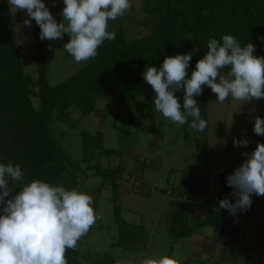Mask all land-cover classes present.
Instances as JSON below:
<instances>
[{
  "label": "rangeland",
  "instance_id": "obj_1",
  "mask_svg": "<svg viewBox=\"0 0 264 264\" xmlns=\"http://www.w3.org/2000/svg\"><path fill=\"white\" fill-rule=\"evenodd\" d=\"M154 1L131 0V9L126 15L109 21L108 30L123 33L128 41L148 35L166 13L157 8ZM259 1L264 9V0ZM58 3L59 22H62L63 0H58ZM28 19L26 11H16L8 0H0V163L19 165L24 172L22 181H9L12 195L20 190L22 184L34 179L67 189L76 188L91 195L98 218L78 241L77 263L128 264L132 260L133 264H139L147 256L145 251L151 250L152 246L159 247L164 243L168 247L166 237L172 213L170 200L176 197V193H170L173 187L176 191L185 188L191 171L215 172L220 166V157L225 153L229 165H233L234 158L245 147L234 144V139L249 142L247 152L243 151L249 155L254 151V141H264L262 136L257 137L254 133L255 118L264 116V99L259 100V105L255 100L241 102L231 98L226 99L225 104H218L211 89L202 86V94L194 96V99L202 112L201 106L210 92L207 134L205 130L197 132L191 129V118L189 123L181 126L156 112L155 94L142 74L138 76L137 87L129 100L119 104L121 86L116 84L87 117H82L81 110L74 107L62 110V99L55 106H47L37 97L40 89L34 59L36 39L32 21L30 27L24 24ZM69 39L64 34L62 39L50 41L48 76L52 87L71 78L85 66V62H75L64 50L63 45ZM185 48V54L192 53L188 69L190 78L196 62L203 55L196 49L192 37L186 41ZM222 71L226 72L228 68ZM174 95L183 105L184 91L178 90ZM14 101L19 105H31L38 113L36 121L44 128L43 139L28 133ZM205 113H201L202 119ZM115 127L128 131L127 141H122ZM84 133H101L103 147L120 155L85 152L82 145ZM31 152L33 154L29 157ZM115 168L123 170L122 178L116 182L122 217L135 228L134 231L140 232L143 228L146 250L138 244L131 249L115 246L119 231L114 220V186L111 179L105 181L102 178L103 172ZM221 172V169L216 170L218 186ZM218 193L219 189L213 192L214 201ZM9 198L11 195L6 199ZM201 212L194 213L193 219L202 218ZM199 221L191 223L193 229L197 228ZM66 260L70 264L67 256Z\"/></svg>",
  "mask_w": 264,
  "mask_h": 264
},
{
  "label": "clouds",
  "instance_id": "obj_2",
  "mask_svg": "<svg viewBox=\"0 0 264 264\" xmlns=\"http://www.w3.org/2000/svg\"><path fill=\"white\" fill-rule=\"evenodd\" d=\"M10 6L26 11L31 26H39L41 40L70 38L63 45L75 62H88L98 55V48L107 40L112 42L117 33L109 31V21L127 14L131 0H63L62 22H57L44 0H8ZM66 22V23H65ZM255 46L242 47L232 35L207 42V52L196 62L188 76L192 53L166 56L157 68L149 66L143 72L144 81L155 94V111L174 124L185 125L203 132L207 121L194 96L202 94L208 86L217 97L218 104L226 99L241 102L264 99V57L255 56ZM228 68V71L222 70ZM184 91L183 105L174 93ZM254 133L264 136V119L255 118ZM247 140L236 145H248ZM232 174L227 186L236 197L232 203L227 197L219 207L236 216L250 209L252 194L264 196V143L255 150ZM24 172L19 165L0 163V264H67L66 250H75L78 241L88 233L97 220L93 197L76 188L67 189L34 179L12 195L9 181H22ZM6 199L7 197H10ZM182 258L161 254L145 257L139 264H180ZM128 264H133L132 260Z\"/></svg>",
  "mask_w": 264,
  "mask_h": 264
},
{
  "label": "trees",
  "instance_id": "obj_3",
  "mask_svg": "<svg viewBox=\"0 0 264 264\" xmlns=\"http://www.w3.org/2000/svg\"><path fill=\"white\" fill-rule=\"evenodd\" d=\"M154 2L157 8L166 13L155 23L151 33L131 41H128L123 33H118L114 41L106 40L98 48L95 59H90L77 74L54 87L49 84L48 76L50 41L39 38V26L32 20L36 39L34 59L38 68L37 85L40 89L37 97L50 107L55 106L58 100L62 99V110L74 107L81 110L82 117H87L95 111L97 102L108 91L113 90L116 84H120L119 104H122L130 99L137 87L138 76L143 74L147 67L159 68L166 56L185 54V43L190 37L203 56L207 52L209 39L220 40L223 35H232L242 47L248 43L253 44L255 46L253 54L264 57V9L259 0H155ZM44 3L59 22L58 0H44ZM6 12L10 13L7 10ZM209 93L208 91L201 106L203 109L201 113L207 110L204 116L207 121L206 134L210 126ZM14 106L19 109V117L26 125L28 133L33 137L39 136L40 140L43 139L44 128L39 121H36L39 115L34 108L31 105H19L17 101H14ZM115 129L121 134L122 141H127L128 131L118 127ZM82 138L85 152H100L106 156L120 155L103 147L104 137L101 133L95 135L84 133ZM31 154L33 153L31 152L29 157ZM24 156L27 157V154L25 153ZM122 172V169L115 168L102 173V178L105 181L111 179L114 186V220L119 231V240L115 246L131 249L138 244L145 247L146 234L143 228L140 232L134 231L135 228L130 227L121 214L116 182L122 178ZM42 178L44 180V177ZM208 178L207 170L204 173L191 171L185 188L176 191L173 187L171 194L176 193V197L170 200L173 211L167 230L172 244L192 237L190 215L202 207L203 199L210 202ZM165 192L167 194V191ZM224 198L223 195L219 196L215 209H210L206 213L201 226L219 230L220 238L223 240L236 241L241 235L242 227L237 222L236 216L219 207V201ZM65 256L68 257L70 264H78L76 249H67ZM184 264L194 263L187 261Z\"/></svg>",
  "mask_w": 264,
  "mask_h": 264
},
{
  "label": "crops",
  "instance_id": "obj_4",
  "mask_svg": "<svg viewBox=\"0 0 264 264\" xmlns=\"http://www.w3.org/2000/svg\"><path fill=\"white\" fill-rule=\"evenodd\" d=\"M259 102V100H255V103L258 105ZM262 119H264V116ZM262 137L264 139V136ZM254 142V150L257 143H264V141ZM223 149L224 152L227 151V148L224 147ZM246 149L247 147L245 146L243 151L245 152ZM243 151L241 150V155L239 154V156L234 158L233 165H229L227 159L228 155H226V153L223 157H220L221 163L220 166L217 167V169L222 170L220 186L217 185L215 179L218 177L216 174L217 169L215 172L209 173L208 191L210 202H206L205 199L201 201L202 207L197 213L202 210V218L198 217L197 220H194L193 218L196 214L190 215L191 223L194 221L196 224V221L202 220L199 221L197 228L193 229L191 226L193 232L192 237L172 244L171 239L167 236V242L169 243L168 247H165L164 243L159 247L152 246L151 250L147 249L145 251L147 254L146 257L155 258L161 254H168L169 256L182 258L180 264H184L187 261H191L194 264H264V196L252 194L250 209L244 212H241L239 209L237 210V222L242 227V232L239 239L236 241L223 240L220 238L219 230L209 226H201L206 213L210 209H215L220 195L227 197L232 203H235L236 197L231 195L233 189L227 186V177L247 159V156L243 155ZM218 189L219 195L216 201H214L213 192H217ZM158 251L161 252V254H157Z\"/></svg>",
  "mask_w": 264,
  "mask_h": 264
}]
</instances>
